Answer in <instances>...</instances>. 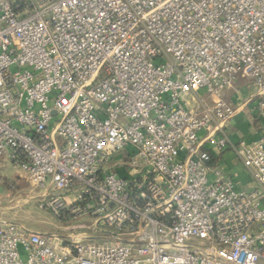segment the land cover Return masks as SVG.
Returning <instances> with one entry per match:
<instances>
[{"label":"built area","instance_id":"2783aa9c","mask_svg":"<svg viewBox=\"0 0 264 264\" xmlns=\"http://www.w3.org/2000/svg\"><path fill=\"white\" fill-rule=\"evenodd\" d=\"M245 109L264 120V0H0V161L60 224L89 220L0 221V264H264Z\"/></svg>","mask_w":264,"mask_h":264},{"label":"rangeland","instance_id":"374dc122","mask_svg":"<svg viewBox=\"0 0 264 264\" xmlns=\"http://www.w3.org/2000/svg\"><path fill=\"white\" fill-rule=\"evenodd\" d=\"M254 94L253 85L246 79H241L228 94V100L234 106H240L245 100H249ZM238 122L229 126V133L239 136L256 137L264 134V120L252 118V114L245 109L237 118ZM236 130H238L236 132ZM41 194L34 190L16 171L8 164L7 168L0 162V221L14 222L29 227H38L48 234H57L68 237L71 232L80 230L66 229L68 225L89 223V220H81L73 223L60 224L52 214L40 209Z\"/></svg>","mask_w":264,"mask_h":264},{"label":"crops","instance_id":"0c3cea01","mask_svg":"<svg viewBox=\"0 0 264 264\" xmlns=\"http://www.w3.org/2000/svg\"><path fill=\"white\" fill-rule=\"evenodd\" d=\"M238 84V83H237ZM231 92V91H230ZM254 116H252L253 118ZM238 122L237 120L234 121V123ZM233 123V122H232ZM238 130H236L237 132ZM236 138L242 137L239 136V132L238 134H235ZM222 160L225 163V165L228 167V169L232 172V174L234 175V180L236 181V183L238 184L239 188L247 190L250 189L254 186V181L252 176L250 175L249 172H246L240 161H238L235 158V155L233 154V152L231 151H227L222 155ZM2 164H4V166H6L7 168V164L9 165V163L7 161H0ZM10 166V165H9ZM29 227V226H28ZM30 229L34 230L35 232L38 233H46L43 230H41L38 227H29ZM62 236V235H61ZM64 237V236H62Z\"/></svg>","mask_w":264,"mask_h":264}]
</instances>
